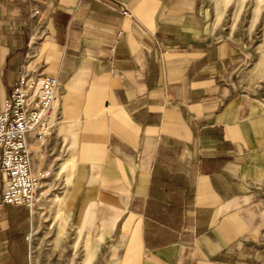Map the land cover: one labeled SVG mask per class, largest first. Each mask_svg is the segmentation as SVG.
<instances>
[{
  "label": "crops",
  "instance_id": "crops-1",
  "mask_svg": "<svg viewBox=\"0 0 264 264\" xmlns=\"http://www.w3.org/2000/svg\"><path fill=\"white\" fill-rule=\"evenodd\" d=\"M122 1L134 18L96 0H0V109L24 71L59 78L62 202L72 186L79 217L104 240L122 221L124 264H247L260 234L264 104L229 85L236 51L212 42L199 0ZM169 144H183L187 162H163Z\"/></svg>",
  "mask_w": 264,
  "mask_h": 264
},
{
  "label": "rangeland",
  "instance_id": "rangeland-1",
  "mask_svg": "<svg viewBox=\"0 0 264 264\" xmlns=\"http://www.w3.org/2000/svg\"><path fill=\"white\" fill-rule=\"evenodd\" d=\"M198 7L214 33L212 42L226 41L236 51V59L229 69V85L263 105L264 0H199ZM54 131L45 139L37 140V147L42 142L47 153L41 170L42 183L33 206L0 207V228H3L0 243L6 245L7 253L2 258L3 264H83L90 244L94 248L90 264H124L128 255L124 252L123 237H120L122 221L110 237L104 240L103 234L100 238L97 231L102 225L88 220L83 222L79 217L70 197L72 186L66 197L67 203L62 202L59 210L60 199L67 191L63 176L66 166L58 164L64 153L59 150V142L51 139ZM165 147L168 151L163 162H187L182 154L183 144L174 146V152L171 144ZM208 147L207 153L215 152L211 145ZM261 184L259 193L263 202L256 212L260 216V234L243 254L247 264H264V182ZM185 223L186 220L178 216L173 227L181 231ZM84 230L94 233L87 234ZM166 234L165 239L172 236Z\"/></svg>",
  "mask_w": 264,
  "mask_h": 264
},
{
  "label": "built area",
  "instance_id": "built-area-1",
  "mask_svg": "<svg viewBox=\"0 0 264 264\" xmlns=\"http://www.w3.org/2000/svg\"><path fill=\"white\" fill-rule=\"evenodd\" d=\"M32 1V0H31ZM134 18L122 0H96ZM39 13L34 9L33 14ZM0 109V207L33 206L42 173L33 170L31 136L43 140L61 121L58 77L24 71Z\"/></svg>",
  "mask_w": 264,
  "mask_h": 264
},
{
  "label": "bare ground",
  "instance_id": "bare-ground-1",
  "mask_svg": "<svg viewBox=\"0 0 264 264\" xmlns=\"http://www.w3.org/2000/svg\"><path fill=\"white\" fill-rule=\"evenodd\" d=\"M62 201H63V198L60 199V202H59V210H61L60 207H61ZM100 238H103V235H101ZM87 250H88L87 251L88 256H87V259L84 260L83 264H90L91 263V259H92L93 254H94V248H93V246H91V244L89 246H87Z\"/></svg>",
  "mask_w": 264,
  "mask_h": 264
}]
</instances>
